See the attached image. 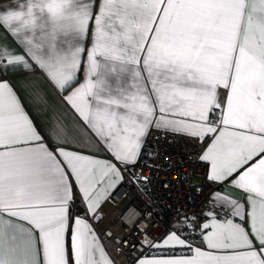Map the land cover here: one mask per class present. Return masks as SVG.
<instances>
[{
	"label": "snow or ice",
	"instance_id": "1",
	"mask_svg": "<svg viewBox=\"0 0 264 264\" xmlns=\"http://www.w3.org/2000/svg\"><path fill=\"white\" fill-rule=\"evenodd\" d=\"M0 28L23 38L27 57L124 166L50 149L0 81V264H113L88 217L102 219L152 127L201 141L217 133L209 114L221 109L219 87L228 89L220 123L234 130L221 129L200 159L210 181L238 172L231 182L247 194V209L218 190L202 223L185 218L186 235L148 242L191 256L145 255L135 264H264V0H24L0 12ZM19 65L31 67L0 45V75ZM77 202L84 216L72 214ZM200 238L213 251L197 246Z\"/></svg>",
	"mask_w": 264,
	"mask_h": 264
},
{
	"label": "built area",
	"instance_id": "2",
	"mask_svg": "<svg viewBox=\"0 0 264 264\" xmlns=\"http://www.w3.org/2000/svg\"><path fill=\"white\" fill-rule=\"evenodd\" d=\"M221 117V109H214L209 121L218 127ZM209 141L210 136L198 144L182 134L149 131L141 159L124 172L122 184L110 197L112 203L123 205L117 221L126 235L117 236L110 229L107 230L112 235H106V230L102 233L105 240L121 249L125 264H134L138 257L159 252L151 244L145 246V238H150L152 244L162 243L171 233L189 232L186 217L195 215L203 222L211 207L210 197L219 189L205 180L206 166L200 159L202 147ZM141 174L146 179L142 180ZM195 178L199 181L194 182ZM216 211L219 219L225 218L218 208ZM125 240L129 243H124Z\"/></svg>",
	"mask_w": 264,
	"mask_h": 264
},
{
	"label": "crops",
	"instance_id": "3",
	"mask_svg": "<svg viewBox=\"0 0 264 264\" xmlns=\"http://www.w3.org/2000/svg\"><path fill=\"white\" fill-rule=\"evenodd\" d=\"M20 2H24V0H1L0 1V12L7 11L12 8H16L17 4ZM100 0H97V5ZM94 26L90 24V29ZM22 37H17L11 34L8 30L4 28H0V45H6L9 49L13 50L15 54L25 56V59H28L31 67L25 68L23 65L19 66H9V70L6 75H0V81H7L13 87L14 91L17 93L18 97L21 100L22 106L25 109V112L29 115L30 119L33 121L34 126L37 128L38 132L42 135L44 140L46 141V145L50 149H58L65 148L68 150L75 151L79 154L87 155L91 158H94L99 161H113V157L110 152L107 150V146L103 142V138L98 137L94 134L93 130L85 124L83 119L79 116V114L65 101V96L68 93L61 92L58 87H56L48 78L45 69L41 68L39 65L35 64L30 58L26 55V47L22 43ZM61 39H63L61 37ZM85 49H90L92 45V40L90 35L86 37L82 41ZM87 51L84 53L82 58V66L81 70L78 71V83L84 82L87 70ZM78 86V84L76 85ZM71 89L69 90V92ZM228 94V89L223 87H219L217 89V100L221 105V109H223L226 105V98ZM159 112L157 110V116ZM169 119H185L182 117H172L169 116ZM188 122H193L190 118H187ZM63 129V140H57L56 137L52 134L53 132H59V129ZM156 129L152 127L151 130ZM221 129H224L223 124L221 123L217 127V133H214L210 136V141L207 145H204L202 149L201 155L207 151L208 147L212 144L215 135L219 133ZM150 130V131H151ZM168 132H173L167 129H157ZM226 131L234 130L231 127L224 129ZM182 134L190 137L189 135L182 132H173ZM207 137V136H206ZM198 144H202V141L198 138L190 137ZM58 155V153H57ZM59 158V157H58ZM202 162L206 166V177L205 180L211 183L214 186L219 187V191L222 195L229 196L241 202L245 205L247 209V194L243 192L241 189L234 186L231 182L234 177L238 175V172H234L231 177H229L228 181H225L223 184L218 182H213L208 179V176L211 171V166L208 162ZM119 167H124L123 165H119ZM124 177L125 174L123 173ZM199 179L195 178L194 182H198ZM72 208L73 215L84 216L85 210L82 204L77 202ZM118 208L117 212V204L112 203L110 198L103 204L102 207V219L97 222H94V219L89 216L88 220L93 225L96 234L100 238V242L103 245L108 257L113 261V264H125V255L121 251V249L115 245H113L110 241H107L103 238L102 233L104 230L110 229L117 236L124 237L126 235V230L121 226L118 222H114L111 227H106L103 222L104 213H108L109 216H112L115 209L116 218L118 214L121 212L123 205ZM80 206V211L76 212L77 207ZM113 207V208H112ZM226 218V217H225ZM236 222H239L238 220ZM21 224L27 227L26 222H20ZM250 231V229H249ZM27 235H22V239H27ZM163 243V242H162ZM161 243V244H162ZM197 246H200L205 251H213L211 249H207L206 245L203 244L202 238H200L197 242H195ZM66 247L70 248V238L66 237ZM158 253L155 255H160L163 253L164 255H176V256H191L192 253L187 249L176 247V248H160L158 249ZM154 255L153 253L147 255L151 257ZM135 264V263H134Z\"/></svg>",
	"mask_w": 264,
	"mask_h": 264
},
{
	"label": "rangeland",
	"instance_id": "4",
	"mask_svg": "<svg viewBox=\"0 0 264 264\" xmlns=\"http://www.w3.org/2000/svg\"><path fill=\"white\" fill-rule=\"evenodd\" d=\"M121 205L118 204L117 206V212H118V208L120 207ZM113 208V207H112ZM113 215L112 216H109L108 213H104L106 216H104V219H103V222L106 223L105 226L106 227H111L112 229H114V227L112 226V224L115 222H117V218H116V215H115V209L113 208ZM151 242L152 243V240L150 238H145L143 243L145 246H149L150 244L148 242Z\"/></svg>",
	"mask_w": 264,
	"mask_h": 264
},
{
	"label": "trees",
	"instance_id": "5",
	"mask_svg": "<svg viewBox=\"0 0 264 264\" xmlns=\"http://www.w3.org/2000/svg\"><path fill=\"white\" fill-rule=\"evenodd\" d=\"M76 205H78V204H76ZM77 211L76 212H79L81 209H80V206L79 207H77V209H76ZM118 222V221H117Z\"/></svg>",
	"mask_w": 264,
	"mask_h": 264
},
{
	"label": "water",
	"instance_id": "6",
	"mask_svg": "<svg viewBox=\"0 0 264 264\" xmlns=\"http://www.w3.org/2000/svg\"><path fill=\"white\" fill-rule=\"evenodd\" d=\"M94 222H97V220L94 219Z\"/></svg>",
	"mask_w": 264,
	"mask_h": 264
},
{
	"label": "bare ground",
	"instance_id": "7",
	"mask_svg": "<svg viewBox=\"0 0 264 264\" xmlns=\"http://www.w3.org/2000/svg\"><path fill=\"white\" fill-rule=\"evenodd\" d=\"M204 147V146H203ZM203 147H202V149H203Z\"/></svg>",
	"mask_w": 264,
	"mask_h": 264
}]
</instances>
